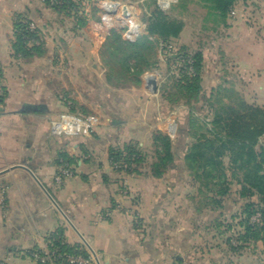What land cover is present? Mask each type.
I'll list each match as a JSON object with an SVG mask.
<instances>
[{
    "label": "crops",
    "instance_id": "crops-1",
    "mask_svg": "<svg viewBox=\"0 0 264 264\" xmlns=\"http://www.w3.org/2000/svg\"><path fill=\"white\" fill-rule=\"evenodd\" d=\"M80 5L86 25H100L90 8ZM17 17L33 23L43 37L42 56L15 54ZM87 26L59 14L46 0H0V82L5 93L0 104V264H39L31 251L45 246L46 237L59 228L68 244L84 245L95 254L91 264H174L194 257L195 264L243 263L226 244L212 249L204 240L201 227L215 213L195 210L194 218L181 177L172 172L153 177L152 159L131 174L113 167L112 147L137 142L152 154L153 134L167 123L159 112L153 123L138 114L111 118L117 111L111 99V112L99 117L100 126L91 136L51 134V120L69 103L107 104L99 94L92 102L86 89L81 93L82 87L93 85L84 79L88 74H100L104 83L96 46L76 43L91 35ZM205 49L202 78L207 76L209 93L222 90L226 104L237 98L263 108L264 0H239ZM62 156L73 162V176L59 184ZM203 215L208 224L201 221Z\"/></svg>",
    "mask_w": 264,
    "mask_h": 264
},
{
    "label": "trees",
    "instance_id": "trees-1",
    "mask_svg": "<svg viewBox=\"0 0 264 264\" xmlns=\"http://www.w3.org/2000/svg\"><path fill=\"white\" fill-rule=\"evenodd\" d=\"M46 1L59 14L73 18L80 27L86 25L84 16L79 13L81 5L76 0ZM238 1L179 0V3L185 8L189 3L195 2L206 9L207 18H212L216 30L226 24ZM29 23L28 20L17 17L13 43L15 54L26 59L42 56L45 53V43L29 45L30 38L36 39V33L28 30ZM144 29L146 35L137 36L135 43L122 40L119 34L113 33L109 44L111 59L106 61V81L109 86H117L120 82L138 84L140 75L149 65V54L153 51L156 39L178 38L184 29V23L159 12L156 18H145ZM185 54L194 60L193 67L196 73L192 80L180 87L191 97L196 98L202 90L204 55L200 51ZM4 99L5 97L0 98V104H3ZM240 104L241 109H237L221 102L220 107L213 110L215 113L211 123L212 128L206 129L205 133H195V141L187 149L183 160L193 183L198 186V195L203 197V201L201 199L196 207L198 213L221 208L222 200L230 194L234 182L240 187L241 197H258L257 202L252 201L244 205L240 216L242 219L236 225L242 231L227 237L224 242L229 251L236 255L244 254V250L251 249L258 243H262L264 247V148L255 149L259 138L264 135V110L259 106ZM74 105L76 103H69L67 110L84 115L78 112ZM196 125L197 120H195V128ZM110 159L119 174L139 172V167L152 159L150 170L155 178H163L168 172H172V167L179 164L175 158L171 138L161 132H155L153 135L151 155L144 152L137 142H129L123 147H112ZM62 162L68 166L73 163L67 156H62ZM190 198L194 201V196L191 195ZM254 217H257L258 221L253 220ZM234 219L236 217L232 221ZM226 220L217 221L215 225L217 230L226 228L225 231H219V235H224L223 233L234 228L230 223L225 224ZM46 241L51 250L61 255V259L56 261L58 264H69L67 262L69 256L90 258V253L84 245H70L66 242L62 228L49 234ZM34 250L39 248L32 251ZM174 264L192 263L180 261Z\"/></svg>",
    "mask_w": 264,
    "mask_h": 264
},
{
    "label": "rangeland",
    "instance_id": "rangeland-1",
    "mask_svg": "<svg viewBox=\"0 0 264 264\" xmlns=\"http://www.w3.org/2000/svg\"><path fill=\"white\" fill-rule=\"evenodd\" d=\"M122 1H129L137 5L143 25L145 18H156V15L160 12L168 18L181 20L184 23V29L181 35L175 39L163 40L154 38L156 42L153 44V51L149 54V65L143 74L140 75L139 83L131 84L130 82H120L119 85L112 87V92L109 88H105L104 83H107L106 61L111 59L109 56L111 52L109 50V44L113 33L119 34L122 40L130 43H135L137 40H129L124 35L123 30L105 15L100 1H96L94 5H90V12L95 15L96 24L100 22V25L98 24L94 28L85 25L87 26L86 28H89L87 30L91 35L84 41L77 40L76 43L81 44L82 48H87L91 44L96 46L99 55L98 63L102 71V81L104 83L100 84L99 82L101 81L100 74H96L94 77L88 74V76L83 78L91 79L93 85L91 88L82 87L81 93L84 94L86 89L87 94L91 96L92 102L95 95L99 94L107 104L96 107L94 103L83 105L76 103L74 107L85 116L101 117V115L106 114V110L107 112H111L109 111L111 110L110 101L113 99V103L116 105L113 107L117 111L112 113L111 118H128L138 114V116L145 115V120L147 119L146 121L153 123L155 121L154 116H157V112H159L161 117L167 118L165 127L156 132L167 134L172 140L175 149V158L179 163L172 167V174L181 177V191L188 195V201H186L187 209L192 208L194 210L195 218L196 207L201 199L203 201V197L198 195V186L193 183L192 176L184 167L183 160L187 149L195 141V133H205L206 129L210 130L212 128L211 123L215 113L213 110L218 109L221 102L222 104L224 103L223 98L225 95L222 90L214 96L209 93L206 75L201 80L202 90L196 98L195 96L191 97L180 86L186 85L195 77L196 73L193 67L194 60L185 53L200 51L205 57V47L209 37L213 35L214 30L212 18H207L206 9L197 5L195 2L189 3L185 8L181 7L180 3H178L169 11H161L156 5V0ZM140 35H146L145 29ZM76 43L73 44V48H76ZM175 54L179 56L175 58L173 56ZM149 75L154 85L152 90L147 88L146 85V80L149 78ZM177 75L180 77H177ZM234 99L236 100L234 103L228 104L237 109H241V104L237 102V98ZM195 120H197L196 128ZM260 148H264V135L259 138L258 144L255 146L256 150ZM191 195L194 196V201L190 198ZM222 201L223 205L221 208L210 210L215 213L214 216H210V223L208 222L209 218L207 215H203V218H201V221H204V223H209V225L206 226L205 224L204 227H201V235L205 237L204 240L211 245L210 247L212 249H215L213 246H216L217 243L219 245L225 244L224 242L227 237L234 236L237 231H242L236 225L242 219L240 216L244 205L252 201L257 202L258 197H241L240 187L234 182L231 186L230 194L223 198ZM234 217L236 219L232 221ZM223 219H227L225 224H232L234 230L232 229L231 231L223 233L224 235H219V231H225L226 228L217 230L215 225L217 221H222ZM238 256L241 261L243 260L241 264H264L263 244L259 243L251 247V249L244 250V254ZM185 262L195 264V257L193 260H187Z\"/></svg>",
    "mask_w": 264,
    "mask_h": 264
},
{
    "label": "built area",
    "instance_id": "built-area-1",
    "mask_svg": "<svg viewBox=\"0 0 264 264\" xmlns=\"http://www.w3.org/2000/svg\"><path fill=\"white\" fill-rule=\"evenodd\" d=\"M58 2L57 0H52ZM96 1H100L105 15L120 27L124 31V35L129 40H135L137 36L144 31V25L140 17V12L135 3L122 0H77L85 7L90 8V5H94ZM179 3V0H156V5L161 11H169L173 6ZM28 30L36 33V39L30 38L29 45H39L45 43L43 37L35 27L33 23L28 24ZM175 58L178 54L173 55ZM191 63V61H189ZM146 80L147 88L153 89L154 85L152 79ZM177 77H180L177 75ZM5 93L0 82V98L4 97ZM100 126V118L96 116H85L78 113H74L68 110L61 112L56 118L50 122L51 134L55 137L67 136V137H89L97 131ZM62 162V161H61ZM73 176V171L70 166L63 163L59 169V173L56 177V182L62 184L67 177ZM258 221V218H255ZM87 249V248H86ZM88 250V249H87ZM89 251V250H88ZM90 253V258L86 259L81 256H69L67 262L69 264H91L95 261L96 256ZM30 255L38 261L39 264H58L57 259H61V255H57V252L51 250L46 243L45 246L34 250Z\"/></svg>",
    "mask_w": 264,
    "mask_h": 264
},
{
    "label": "water",
    "instance_id": "water-1",
    "mask_svg": "<svg viewBox=\"0 0 264 264\" xmlns=\"http://www.w3.org/2000/svg\"><path fill=\"white\" fill-rule=\"evenodd\" d=\"M96 260H97V258H96Z\"/></svg>",
    "mask_w": 264,
    "mask_h": 264
}]
</instances>
